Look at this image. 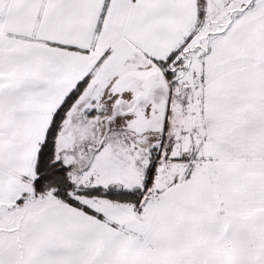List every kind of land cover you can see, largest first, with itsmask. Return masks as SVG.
<instances>
[{
  "label": "snow or ice",
  "instance_id": "6c2138e0",
  "mask_svg": "<svg viewBox=\"0 0 264 264\" xmlns=\"http://www.w3.org/2000/svg\"><path fill=\"white\" fill-rule=\"evenodd\" d=\"M0 264H264V0H0Z\"/></svg>",
  "mask_w": 264,
  "mask_h": 264
}]
</instances>
